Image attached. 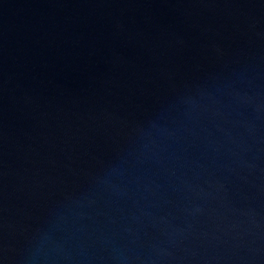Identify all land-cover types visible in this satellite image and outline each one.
I'll list each match as a JSON object with an SVG mask.
<instances>
[{
    "label": "water",
    "instance_id": "obj_1",
    "mask_svg": "<svg viewBox=\"0 0 264 264\" xmlns=\"http://www.w3.org/2000/svg\"><path fill=\"white\" fill-rule=\"evenodd\" d=\"M0 264H264V0H0Z\"/></svg>",
    "mask_w": 264,
    "mask_h": 264
}]
</instances>
